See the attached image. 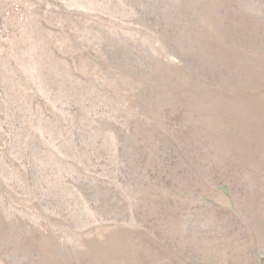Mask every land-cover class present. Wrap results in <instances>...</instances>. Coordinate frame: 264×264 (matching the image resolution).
Masks as SVG:
<instances>
[{
  "label": "rangeland",
  "instance_id": "obj_1",
  "mask_svg": "<svg viewBox=\"0 0 264 264\" xmlns=\"http://www.w3.org/2000/svg\"><path fill=\"white\" fill-rule=\"evenodd\" d=\"M0 264H264V0H0Z\"/></svg>",
  "mask_w": 264,
  "mask_h": 264
}]
</instances>
